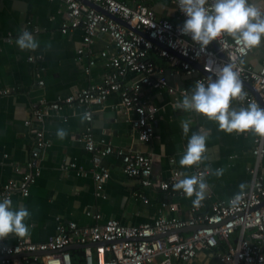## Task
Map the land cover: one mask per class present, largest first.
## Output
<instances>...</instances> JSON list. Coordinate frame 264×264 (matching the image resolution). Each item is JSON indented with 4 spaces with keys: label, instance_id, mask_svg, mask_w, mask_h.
Returning a JSON list of instances; mask_svg holds the SVG:
<instances>
[{
    "label": "crops",
    "instance_id": "1",
    "mask_svg": "<svg viewBox=\"0 0 264 264\" xmlns=\"http://www.w3.org/2000/svg\"><path fill=\"white\" fill-rule=\"evenodd\" d=\"M123 1L131 5L144 3L159 18L177 21L179 17L176 0ZM64 7L60 0H0V87L16 89L0 96V184L20 178L15 165L25 164L31 156L34 135L31 126L25 122L33 117L35 108L42 101L75 94L91 84L101 83L110 69L107 57L102 54L116 51L111 38L99 33L91 46L79 54L84 31L81 26L66 33L62 31ZM28 26L38 30L34 38L39 46L35 50L21 49L16 41L6 40L9 34L18 35ZM30 56H36V60H29ZM91 60L95 63L87 73ZM263 60L264 40L254 46L245 62L259 68ZM156 62L170 70L163 58L157 57ZM177 74L181 73H174ZM137 79L138 76L130 74L123 83L127 86ZM169 83L177 88L187 87L190 93L194 88L193 77L174 76ZM183 96L170 93L167 88H143L142 99L159 107L152 122L154 136L143 141L132 125L135 112L123 108L120 94L113 92L102 105L94 107V135L116 149L152 154L153 177L161 181L168 179L174 169H181L186 174L194 170L197 162L181 165L180 158L192 132L207 131L206 153L200 161L211 168L206 180L213 199L228 200L250 182L249 167L254 162L252 151L257 133L250 129L228 132L202 113L176 107ZM233 104L240 105L238 100ZM83 116L84 108L79 106L65 107L60 111L47 109L43 120L36 122L44 129L50 146L42 153L41 173L31 186L30 194L23 196L16 192L11 198L14 208L29 210L30 216L26 219L29 231L23 236L9 234L4 237L7 243L20 239L48 240L55 235L59 222L92 225L117 219L124 224L138 225L152 222L162 215L167 218L189 216L192 196L171 195L156 187H143L138 177L124 172L121 158L115 153L102 161L110 178L98 194L90 171L92 153L82 139L88 125ZM182 122L189 124L187 134ZM61 128L66 130L63 138L57 135ZM73 162L76 169L70 166ZM218 168L224 169L222 175L215 174ZM78 170L84 173L79 174ZM261 173L264 177V159ZM242 183L243 188L240 187ZM136 192H143L149 201L145 202ZM236 238V235L232 236L233 243ZM225 245L221 242L217 249L200 251L194 264H221L217 251L223 250ZM149 264H161V258ZM174 264L181 262L177 260Z\"/></svg>",
    "mask_w": 264,
    "mask_h": 264
},
{
    "label": "built area",
    "instance_id": "2",
    "mask_svg": "<svg viewBox=\"0 0 264 264\" xmlns=\"http://www.w3.org/2000/svg\"><path fill=\"white\" fill-rule=\"evenodd\" d=\"M60 1L65 6L62 31L66 33L80 26L83 28V46L79 49V54L91 46L99 33L111 38L116 51L102 54L107 57L110 69L101 83L91 84L75 94L42 101L35 108L33 117L25 122L31 126L34 135L31 156L25 164L15 165L20 178H12L0 184V197L7 196L11 199L16 192L23 196L30 194L31 186L41 173L42 153L50 146L44 129L36 125V122L43 120L47 109L60 111L72 106L83 107L84 114H88V118H85L88 125L82 139L92 153L90 171L98 194L104 190L105 183L110 178V172L102 161L115 153L121 158L124 172L138 177L143 187H156L171 195H186L182 189H175L173 185L184 176H203L206 180L211 171L210 166L198 161L189 174L181 169H174L168 179L156 181L153 177L152 154L116 149L105 139H96L92 127L94 107L102 105L113 92H118L121 97L120 105L136 114L132 125L139 138L148 141L154 136L152 122L159 107L142 99L143 88H167L173 94H190L187 87L177 88L169 83L167 68L156 62L157 57L163 58L173 73L192 76L193 86L198 80L206 81L212 74L204 67L209 57L217 64L232 62L241 69V78L250 82L258 91L263 104L264 60L259 68L247 64L245 59L254 47L247 48L237 43L227 33L211 41L206 52H199L198 45L191 37L180 31L186 17L179 7L178 20L172 21L159 18L144 3L131 5L123 0ZM208 2L211 3V0ZM92 4L98 5L103 11ZM112 15L125 20L130 26ZM24 30L31 32L33 36L38 31L29 26ZM18 35L9 34L6 40L14 42ZM29 60H36V56H30ZM94 63L95 61H90L87 73H90ZM195 63L201 65L203 70ZM130 74L138 76V79L126 86L123 81ZM244 90L247 92L244 103L255 100L263 106L258 96L246 85ZM15 91L13 87H0V96ZM238 103L241 104V101L238 100ZM252 152L254 162L249 167L250 182L245 189L228 200L213 199L208 185L205 198L199 206L192 203L187 218H167L162 215L152 222L138 225L124 224L117 219L92 225H80L75 221L68 224L59 222L55 235L45 241L20 239L15 243H7L4 238L0 239V264H75L72 249H68V246L77 244L85 245L82 248V261L78 264H149L158 257L161 258V264H174L177 260L181 264H194L200 251L217 249L221 242L226 244L223 250L217 251L221 264H264V177L261 173L264 136L257 134ZM70 166L74 169L77 167L74 162ZM78 171L79 174L84 173L82 170ZM136 194L145 202L149 201L143 192ZM237 195L240 197L239 201L233 204L231 201ZM192 197L195 199V194ZM189 226L197 228L189 233L180 231ZM234 235L237 238L233 243Z\"/></svg>",
    "mask_w": 264,
    "mask_h": 264
},
{
    "label": "clouds",
    "instance_id": "3",
    "mask_svg": "<svg viewBox=\"0 0 264 264\" xmlns=\"http://www.w3.org/2000/svg\"><path fill=\"white\" fill-rule=\"evenodd\" d=\"M177 6L186 17L180 31L191 37L198 45L199 52H206L207 45L223 33L232 35L237 43L247 48L259 46L264 40V0H211V3L208 0H177ZM16 44L21 49L32 50L39 46L27 30L18 35ZM204 67L212 74L206 81H196L191 93L184 95L176 107L202 113L228 132L250 129L264 136V106L255 100L244 103L247 92L244 90L241 69L232 62L217 64L211 57ZM237 99L241 101L239 106L233 104ZM85 118H88L87 113L82 117ZM182 127L187 134L189 124L182 122ZM57 135L63 138L66 130L58 129ZM207 138V131L192 132L180 164L192 165L200 161L206 153ZM223 171V168H218L215 174L222 175ZM173 187L182 189L188 196L195 194L192 203L199 206L205 198L208 184L203 176L192 175L179 179ZM240 187L243 188L244 184ZM239 198L237 195L231 202L235 204ZM12 203L9 197H0V239L9 234L23 236L29 231L26 222L30 216L29 210L26 207L14 208Z\"/></svg>",
    "mask_w": 264,
    "mask_h": 264
},
{
    "label": "water",
    "instance_id": "4",
    "mask_svg": "<svg viewBox=\"0 0 264 264\" xmlns=\"http://www.w3.org/2000/svg\"><path fill=\"white\" fill-rule=\"evenodd\" d=\"M92 5H94L95 7H97L98 9H100V10L103 11V9L100 8L98 5H96V4H92ZM112 17H114L116 20L120 21L121 23H123V24H125L127 26H130L125 20H123V19H121V18H119V17H117L115 15H112ZM195 65L197 67H199L200 69L203 70V67L201 65H199L198 63H195ZM166 75H167V78L169 80L172 79L174 76H180V77L181 76H187V77H192L190 75H183V74L174 75V73L171 71V69L166 72ZM243 82H244V85H246L250 90H252L258 96V98L262 102V105L264 106L263 101H262V98H261L260 94L258 93V91L254 88V86L250 82H247V81H244V80H243ZM196 228H197V226H189V227H185V228L181 229L180 231H194V230H196ZM91 245H95V244H91ZM78 247L79 248H84L85 245H83V244L70 245V246H68V249H73V248H78ZM41 253H48V252H41Z\"/></svg>",
    "mask_w": 264,
    "mask_h": 264
},
{
    "label": "trees",
    "instance_id": "5",
    "mask_svg": "<svg viewBox=\"0 0 264 264\" xmlns=\"http://www.w3.org/2000/svg\"><path fill=\"white\" fill-rule=\"evenodd\" d=\"M84 250L82 248L72 249L73 260L75 264H78L82 261Z\"/></svg>",
    "mask_w": 264,
    "mask_h": 264
}]
</instances>
